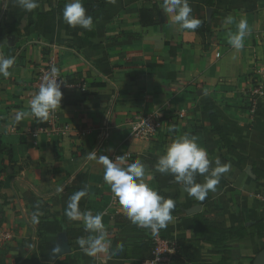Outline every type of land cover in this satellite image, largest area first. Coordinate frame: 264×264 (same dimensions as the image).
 Masks as SVG:
<instances>
[{"label":"crops","instance_id":"0c3cea01","mask_svg":"<svg viewBox=\"0 0 264 264\" xmlns=\"http://www.w3.org/2000/svg\"><path fill=\"white\" fill-rule=\"evenodd\" d=\"M59 2L70 0H38L33 12L13 0H0V56L15 57L11 75H0V229L11 233L0 243V264L63 259L67 264H150L148 257L158 246L169 251L163 262L154 264H221L223 253L228 255L223 264H251L264 249V238L220 246L217 230L196 236L193 220L203 215L212 227L226 228L239 222L246 229L264 224V178L253 173L264 171V100L251 114L245 97L252 73L264 71V0H214L211 8L203 0H189L192 15L202 21L196 30L171 24L162 0H110L99 13L87 0L92 30L72 28L56 13ZM154 6L165 23L143 26L140 11ZM229 16L231 24L225 23ZM241 19L247 20L249 34L237 51L229 38ZM11 35L16 37L12 44ZM49 55L65 82L63 99L51 126L34 137L47 121L30 112V100L38 92L32 79ZM157 111L164 120L154 138L128 137L130 121ZM21 112L27 115L15 122ZM210 113L219 118L244 164L223 148L209 123ZM64 126L66 133H51ZM184 134L197 137L213 162L219 157L231 165L202 202L188 196L173 176L155 170L167 146ZM91 151L113 160L130 153L132 160L121 166L141 160L144 182L165 199L174 201L177 193L185 209L174 201L172 220L156 232L132 224L104 181L103 165L89 158ZM197 182L204 183V177L198 175ZM85 187L88 196L79 202L80 210L103 214L111 255H86L77 243L81 237L70 239L55 218L64 189ZM195 206L200 210L188 214ZM70 227L85 229L83 220L71 221ZM63 234L69 251L54 258Z\"/></svg>","mask_w":264,"mask_h":264},{"label":"clouds","instance_id":"9594fccd","mask_svg":"<svg viewBox=\"0 0 264 264\" xmlns=\"http://www.w3.org/2000/svg\"><path fill=\"white\" fill-rule=\"evenodd\" d=\"M13 3L25 12H33L39 7L38 0H13ZM162 10L169 15L170 23L178 26L179 30H196L202 21L192 15L189 0H162ZM63 20L72 28H82L91 31L93 17L87 14L82 0H70L63 9ZM231 16L225 18V23L231 24ZM247 20L241 19L237 25V32L230 36L229 43L233 49L239 51L244 48L245 37L248 35ZM15 63V57L0 56V75L7 78L9 71ZM58 69L53 67L49 76L44 78L38 92L30 100V112L40 122L47 121L58 108H61L63 93L61 83L57 79ZM62 82V81H61ZM27 113H18L15 122H19ZM90 159L103 165L104 181L111 188L113 196L118 200L127 218L138 227L151 229L156 232L167 228L172 220L175 202L165 199L144 182L146 175L145 165L137 159L126 167V157L118 156L110 159L106 155H99L91 151ZM231 165L222 163L219 157L213 162L209 159L207 150L197 143V137L184 134L167 146L165 154L159 157L155 170L162 175H171L174 181L182 185L184 192L197 201H204L209 192H215L221 176L230 170ZM204 177V183L197 182V176ZM88 196L87 188L75 192L67 203L66 217L71 221L83 220L85 231L94 233L87 238L81 237L77 243L81 250L88 256L98 254L111 255V241L103 223V214L82 212L79 202ZM37 219L33 215V220ZM122 248V245H117ZM59 252L60 249H54Z\"/></svg>","mask_w":264,"mask_h":264},{"label":"trees","instance_id":"16d2710c","mask_svg":"<svg viewBox=\"0 0 264 264\" xmlns=\"http://www.w3.org/2000/svg\"><path fill=\"white\" fill-rule=\"evenodd\" d=\"M110 0H92L93 4L95 5L94 12H101L104 7L109 3ZM83 6L87 9L90 5L87 3V0H82ZM66 2H59L56 6V13L63 18V9L65 7ZM203 4L207 8H211L214 4V0H203ZM140 22L143 26H152L157 24L165 23V17L161 10H159L156 6L153 7V10H142L139 14ZM44 19L45 17H41ZM207 27V26H206ZM209 123L212 127L213 132L217 135L219 140L223 144V148L228 152L229 155L233 156L235 159L239 160L243 164L246 162V159L240 157L234 147L231 145L229 137L225 134L222 129V126L219 122V118L216 117L213 113L209 114ZM253 173L257 177L264 178V171H258L256 169L253 170ZM79 190L66 188L64 189L61 195V210L58 214L55 215V218H58L60 223L64 226L67 236L70 239H75L84 236V233H88L85 229H72L70 227L71 220H69L65 215V209L67 207V203L69 198ZM174 201L180 206L181 210H184L185 207L178 202V195L176 193L174 197ZM214 228L217 230L220 236V242H217V245L224 246L225 242L243 239L245 237H249L253 239L255 236L259 239L264 238V224L262 223H252L249 224L247 229L242 226V223L239 222L234 227L226 228L222 225H218L216 227H212L210 223L206 220L203 215L194 216L193 220V230L196 236H200L208 229ZM145 249H149L148 247H143ZM153 251V249H152ZM151 251V252H152ZM228 257L227 253H223L221 257V264L226 260ZM148 258H153V256H149ZM21 264H39L36 260H25ZM54 264H67V260H57Z\"/></svg>","mask_w":264,"mask_h":264},{"label":"built area","instance_id":"2783aa9c","mask_svg":"<svg viewBox=\"0 0 264 264\" xmlns=\"http://www.w3.org/2000/svg\"><path fill=\"white\" fill-rule=\"evenodd\" d=\"M216 56L219 57V54H216ZM53 67L57 68L54 57L51 55L45 57L43 60V67L34 75L32 79V84L34 85L36 91H38L41 84L44 83V78L49 76ZM57 79L60 80L58 82L61 83V91L63 92L65 82L59 71ZM245 97L249 101V112L251 114L256 113L261 100H264V71L252 73L249 81V87L245 91ZM179 117L182 118L183 115L180 114ZM52 118L53 115L50 116V120H47V125L39 127L36 132L32 133V136L36 137L38 134L44 133L45 130H47V126H51L53 122L51 121ZM163 120V114L159 111L137 117L129 122L128 137L132 140L148 141L154 138L162 129ZM67 131L68 127L64 126L60 130L56 128L51 133L54 136H59ZM123 156L127 158L126 161L128 162L132 160V155L130 153ZM117 157L118 156L114 157V160ZM116 162H119L118 159H116ZM10 238L11 233L9 230L0 229V243L5 242ZM168 251V247H154L152 251L153 258L149 263L154 264L163 262Z\"/></svg>","mask_w":264,"mask_h":264},{"label":"water","instance_id":"95a60500","mask_svg":"<svg viewBox=\"0 0 264 264\" xmlns=\"http://www.w3.org/2000/svg\"><path fill=\"white\" fill-rule=\"evenodd\" d=\"M211 14V10L208 9L207 10V20L209 21V17ZM16 37L15 35H11V37L9 38V43L12 44L15 41ZM200 210V208L198 206H195L191 209H189L187 211L188 214H193L196 213ZM59 248L60 251L59 252H55L54 258H58L66 253H68L69 251V245H68V239L66 237V235H62L58 241H57V245L56 248ZM251 264H264V249H262L254 258L253 262Z\"/></svg>","mask_w":264,"mask_h":264}]
</instances>
